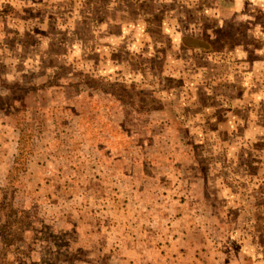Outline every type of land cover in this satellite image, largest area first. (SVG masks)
Segmentation results:
<instances>
[{
  "label": "rangeland",
  "instance_id": "374dc122",
  "mask_svg": "<svg viewBox=\"0 0 264 264\" xmlns=\"http://www.w3.org/2000/svg\"><path fill=\"white\" fill-rule=\"evenodd\" d=\"M0 264H264V0H0Z\"/></svg>",
  "mask_w": 264,
  "mask_h": 264
},
{
  "label": "flooded vegetation",
  "instance_id": "af4514ba",
  "mask_svg": "<svg viewBox=\"0 0 264 264\" xmlns=\"http://www.w3.org/2000/svg\"><path fill=\"white\" fill-rule=\"evenodd\" d=\"M195 47H197V46H193V48H195Z\"/></svg>",
  "mask_w": 264,
  "mask_h": 264
}]
</instances>
